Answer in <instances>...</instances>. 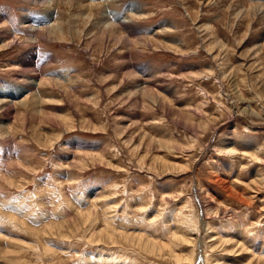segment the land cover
<instances>
[{
    "label": "rangeland",
    "instance_id": "obj_1",
    "mask_svg": "<svg viewBox=\"0 0 264 264\" xmlns=\"http://www.w3.org/2000/svg\"><path fill=\"white\" fill-rule=\"evenodd\" d=\"M0 264H264V0H0Z\"/></svg>",
    "mask_w": 264,
    "mask_h": 264
},
{
    "label": "bare ground",
    "instance_id": "obj_2",
    "mask_svg": "<svg viewBox=\"0 0 264 264\" xmlns=\"http://www.w3.org/2000/svg\"><path fill=\"white\" fill-rule=\"evenodd\" d=\"M106 2H110V1H106ZM123 23H125V22H123ZM127 23V22H126ZM8 94V93H7ZM9 96V95H8Z\"/></svg>",
    "mask_w": 264,
    "mask_h": 264
}]
</instances>
